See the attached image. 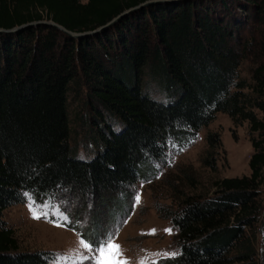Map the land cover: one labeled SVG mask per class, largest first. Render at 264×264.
<instances>
[{"label": "trees", "instance_id": "16d2710c", "mask_svg": "<svg viewBox=\"0 0 264 264\" xmlns=\"http://www.w3.org/2000/svg\"><path fill=\"white\" fill-rule=\"evenodd\" d=\"M147 1L0 0V29L43 20L78 33L101 28L80 39L45 23L0 31V264L55 257L22 250L1 218L25 193L53 199L70 216L59 194L119 193L140 166L163 162L167 140L218 112L248 123L249 175L216 179L203 193L180 190L181 201L163 209L178 251L159 264H264L256 246L260 230L264 236V0L141 6ZM70 98H81L85 113L72 117ZM70 123L83 130L73 147ZM79 142L97 147L93 158H75ZM191 172L182 170L180 182L193 189Z\"/></svg>", "mask_w": 264, "mask_h": 264}, {"label": "rangeland", "instance_id": "374dc122", "mask_svg": "<svg viewBox=\"0 0 264 264\" xmlns=\"http://www.w3.org/2000/svg\"><path fill=\"white\" fill-rule=\"evenodd\" d=\"M242 68V74L249 79L247 64ZM80 99H69L72 117L76 112L85 113ZM77 125L70 123L72 147L75 145V131H83ZM212 133L220 138L221 144L217 147L208 143ZM179 134L177 140L166 141L163 162H147L140 166L135 182L119 193L105 196L102 200L61 193L59 201L72 212L70 216L53 199L35 200L36 211L48 214L47 218L39 220L33 218L25 196L23 202L5 208L1 218L14 231L22 250L53 252L55 257L50 264H54L56 257H60L63 264H75L76 254L84 252L83 243L113 234L114 242L122 246L123 258L129 264H140L141 260L146 264H159L172 257L168 254L178 251L175 228L163 209L175 207L181 201V191L203 193L212 190V182L216 179L249 175L248 160L253 153L248 123L235 124L222 112H218L207 126ZM87 144L91 149H86L83 142L78 143L75 158L89 160L94 157L97 147L90 142ZM207 157L214 159L213 166L206 164ZM191 169L196 178L193 189L187 182H180L182 170L192 173ZM135 195L141 197L139 204L134 203ZM67 221L73 228L67 225ZM166 229H172V232ZM263 238L260 230L256 245L259 254L264 249Z\"/></svg>", "mask_w": 264, "mask_h": 264}, {"label": "snow or ice", "instance_id": "6c2138e0", "mask_svg": "<svg viewBox=\"0 0 264 264\" xmlns=\"http://www.w3.org/2000/svg\"><path fill=\"white\" fill-rule=\"evenodd\" d=\"M25 196L28 198V207L33 218L37 220L47 218V213L36 211L34 197L30 196L28 193H25ZM140 202V195H135L134 203L139 204ZM64 219L67 220V216H64ZM166 231L171 233L172 229H166ZM152 232L154 233L155 229H153ZM83 249L84 252L76 254L77 259L75 264H85V262H87V264H129L128 260L123 258L122 246L114 242V234L106 235L101 240L83 243ZM168 255L174 257L176 253L173 252ZM54 264H63V261L60 257H56ZM140 264H146V261L141 260Z\"/></svg>", "mask_w": 264, "mask_h": 264}, {"label": "water", "instance_id": "95a60500", "mask_svg": "<svg viewBox=\"0 0 264 264\" xmlns=\"http://www.w3.org/2000/svg\"><path fill=\"white\" fill-rule=\"evenodd\" d=\"M161 1H176V0H150V1H147L145 3H143L141 6L143 5H147V4H151V3H156V2H161ZM141 6H138V7H141ZM138 7H135L131 10H135L137 9ZM130 10V11H131ZM128 11L124 12L123 14L127 13ZM122 15L118 16L117 18H115L114 20H112L110 23H108L106 26L110 25L111 23L115 22L118 18H120ZM40 23H45V24H50V25H53L55 27H57L58 29H60L61 31L65 32L66 34L74 37V38H77V39H80L84 36H87V35H91V34H95L97 33L98 31H100V29H97V30H93V31H88V32H72V31H69L67 29H65L63 26L59 25V24H56L52 21H46V20H43V21H37V22H31V23H28V24H25L23 26H20V27H17V28H13V29H0V31H5V32H11V31H15V30H18V29H21V28H24V27H27V26H32L34 24H40ZM105 26V27H106Z\"/></svg>", "mask_w": 264, "mask_h": 264}]
</instances>
